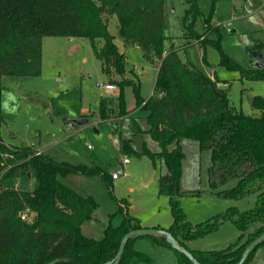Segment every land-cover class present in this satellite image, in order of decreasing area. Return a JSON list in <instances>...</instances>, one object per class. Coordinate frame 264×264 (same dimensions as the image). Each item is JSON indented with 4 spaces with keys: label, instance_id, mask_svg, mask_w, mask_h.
I'll use <instances>...</instances> for the list:
<instances>
[{
    "label": "trees",
    "instance_id": "1",
    "mask_svg": "<svg viewBox=\"0 0 264 264\" xmlns=\"http://www.w3.org/2000/svg\"><path fill=\"white\" fill-rule=\"evenodd\" d=\"M166 2L0 0V80L7 74H38L44 36H86L109 76L107 82L117 84L116 98L120 112L125 113L123 85L131 79L124 77L125 55L109 32L106 18V14L115 13L124 41L138 42L151 60L154 57L160 60L153 91L146 100L140 98L138 85L133 82L138 104L148 111V128L144 131L159 147L152 150L146 146L144 151L154 161L162 159L167 169V175L160 176L159 191L169 197L173 220L167 227L155 228L170 232L201 264H236L246 245L264 231V96L251 97V104L261 109L260 115L237 110L230 103L228 89L218 84L215 73L211 76L191 64L182 46L170 43L166 47ZM188 2L184 15L191 14L194 18L198 14L196 0ZM186 26L192 36H200L193 20ZM205 26L216 28L208 21ZM97 37L104 39L100 47L95 44ZM207 41L218 44L212 38ZM222 61L239 68L241 77L264 78V66L245 69L225 53ZM112 73L122 78L111 79ZM113 102L114 96L101 95V117L108 116V106ZM181 137L193 138L201 150L210 151L209 167L218 170L214 177L218 183L236 178L233 185L219 189L218 193L238 197L257 192L255 206L245 210L230 206L205 221L190 223L178 199L185 155ZM121 146L128 152L134 151L126 139ZM17 171L35 176L32 190L2 185L5 177ZM69 174H100L106 180L111 178L98 164L57 159L33 146L8 144L0 137V264H46L55 258V264H114L112 259L121 236L142 225L137 217L119 208L110 214L101 237L84 233L82 224L93 219L98 202L92 194L68 184L64 177ZM24 210L34 213L31 221L22 215ZM224 219L232 220L239 228L237 241L222 249L188 247L186 240L216 229ZM244 233L245 240L239 242ZM148 235L159 244L172 247L179 264H194L184 251L167 241L164 233ZM136 237H129L117 264H132L133 256L140 253L132 244Z\"/></svg>",
    "mask_w": 264,
    "mask_h": 264
},
{
    "label": "rangeland",
    "instance_id": "2",
    "mask_svg": "<svg viewBox=\"0 0 264 264\" xmlns=\"http://www.w3.org/2000/svg\"><path fill=\"white\" fill-rule=\"evenodd\" d=\"M196 3L198 14L193 18L191 14L184 15L188 0H167L166 47L170 43L182 46L191 64L205 73H215L221 86L228 89L235 109L260 115L261 109L251 104V97L264 96V78L241 77L239 68L229 67L222 61V53L242 68L258 67L252 51L264 54V0H196ZM106 18L109 32L126 55L124 77L131 79L123 85L125 113L120 112L116 98L118 86L113 91L104 89L109 76L86 36H72V39L69 35L44 36L40 72L7 74L0 80V137L4 142L33 146L57 159L95 163L108 174L121 167L125 169V174L109 180L100 174L64 177L71 186L96 198L98 205L93 219L82 224L83 232L94 237L102 236L110 214L119 208L137 217L142 226L167 227L173 220L169 197L159 191L160 176L167 175V169L162 159L154 161L144 151L146 146L152 150L159 147L144 131L148 128V111L138 104L133 86V82L138 85L140 98L146 100L156 78L154 62L160 60L154 57L153 62L139 44L124 41L115 13L106 14ZM189 20H193L199 37L189 33L186 26ZM207 21L216 28L206 27ZM210 38L218 44L207 41ZM103 43L102 37L95 39L97 47ZM110 78L120 80L122 76L112 73ZM101 95L114 96L107 117L100 115ZM83 117L86 121L76 126L73 120ZM124 139L134 151L120 147ZM180 143L185 155L178 199L190 223L205 221L230 206L239 210L255 206L257 192L238 197L218 193L219 189L233 185L236 178L218 183L214 180L218 170L209 167L210 151L201 150L193 138L181 137ZM124 156L129 157V162L122 165ZM1 183L5 187L32 190L36 178L17 171ZM29 215L27 220L31 221L34 215L31 212ZM239 233L232 220L224 219L216 229L186 240V244L191 248L222 249L237 241ZM245 238L246 233L238 241L243 242ZM132 244L140 252L133 256L132 264H179L175 250L159 244L151 235L138 236ZM246 264H264V241L255 248Z\"/></svg>",
    "mask_w": 264,
    "mask_h": 264
},
{
    "label": "water",
    "instance_id": "3",
    "mask_svg": "<svg viewBox=\"0 0 264 264\" xmlns=\"http://www.w3.org/2000/svg\"><path fill=\"white\" fill-rule=\"evenodd\" d=\"M137 44H139L138 42H136ZM252 54L255 56V58L258 60V66H264V54L257 52V51H252ZM67 120H70L69 118H67ZM75 125L79 124V123H83L84 121H86V118H78V119H74L73 120ZM156 233H164L166 236V239L168 242H170L173 246H175L177 249H180L182 251H184L189 258L194 262V264H201L194 256L193 254L185 249L183 246H181L176 239L174 238V236L166 231L165 229H161V228H155V227H147V226H142L139 228H134V229H130L128 231H126L120 239V243H119V247L118 250L115 254V256L113 257L112 261L114 262V264H117L118 259L120 258L124 246L127 242V240L129 239V237L132 236H141V235H148V234H156ZM264 241V231L261 232L260 234H258L256 237H254L244 248L241 257L239 259V261L236 264H243L246 259L248 258L250 252H252L259 244H261ZM57 261V258L52 259L50 261H48L46 264H55V262Z\"/></svg>",
    "mask_w": 264,
    "mask_h": 264
},
{
    "label": "built area",
    "instance_id": "4",
    "mask_svg": "<svg viewBox=\"0 0 264 264\" xmlns=\"http://www.w3.org/2000/svg\"><path fill=\"white\" fill-rule=\"evenodd\" d=\"M116 83H114V82H106V83H104V89L105 90H108V91H113L115 88H116ZM114 141L115 142H118V140H117V138H114ZM88 146H90L89 144H88ZM38 151V150H37ZM127 162H129V157L128 156H124L122 159H121V163H122V165H124V164H126ZM122 173H126V171H125V169L123 168V167H121V168H119V169H117V170H115V171H113L112 172V174H111V176L113 177V178H117L120 174H122ZM28 210H24L23 212H22V215L23 216H25L26 218H27V214H28Z\"/></svg>",
    "mask_w": 264,
    "mask_h": 264
},
{
    "label": "crops",
    "instance_id": "5",
    "mask_svg": "<svg viewBox=\"0 0 264 264\" xmlns=\"http://www.w3.org/2000/svg\"><path fill=\"white\" fill-rule=\"evenodd\" d=\"M70 39H72V36L70 35ZM127 43V42H126ZM120 50V49H119ZM121 51V50H120ZM122 52V51H121ZM123 53V52H122ZM124 54V53H123ZM125 55V54H124ZM125 62H126V55H125ZM153 62H154V60H153ZM155 64H156V66H157V69H158V66H159V62L158 63H156V62H154ZM209 75H211V76H213V74H211V73H208ZM218 84L219 85H221L220 84V82L218 81ZM66 122H68L69 120H65ZM77 126V125H76ZM36 149V148H35ZM36 150H38V151H41V150H39V149H36ZM28 175H30L29 173H27ZM71 175H77V174H69V175H67V177H69V176H71ZM111 175V174H110ZM66 177V176H65ZM112 177V176H111ZM113 178V177H112ZM30 212H31V214L32 215H34V213L32 212V211H29L28 212V214H27V217L28 216H30L29 214H30Z\"/></svg>",
    "mask_w": 264,
    "mask_h": 264
}]
</instances>
